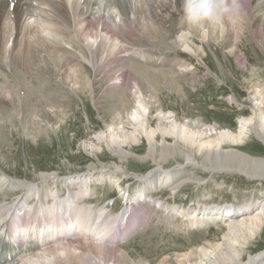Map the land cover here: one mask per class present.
I'll return each instance as SVG.
<instances>
[{
  "label": "rangeland",
  "instance_id": "rangeland-1",
  "mask_svg": "<svg viewBox=\"0 0 264 264\" xmlns=\"http://www.w3.org/2000/svg\"><path fill=\"white\" fill-rule=\"evenodd\" d=\"M247 20L254 23L250 18ZM228 26L230 25L204 26L188 31L175 30L171 33L176 40L175 49H170L164 44L149 47L147 43L135 36L127 38L128 46L133 50H139L138 56H146L151 62L144 67L148 71L144 72L146 74L143 73L145 83H143L144 88H141V94L147 100L150 109L144 105V98L134 87L137 78L135 65L127 69H123L120 65L121 73L118 63H110L109 59H105L99 67L101 70L98 69L99 72H95L86 62L78 66L77 63L61 61L58 53L56 56L52 54V57L49 56V59L45 60L48 55L46 56L39 45L32 42L35 48H32L30 58L34 64H21L20 60H17L7 63L9 64L7 66L4 64L5 61L0 60V87L4 86L6 91L9 89L6 95H11L10 99L0 102V118L4 119L2 122L4 124L7 121L9 126V129L0 127L1 130L3 129V131L0 130V171L22 182L38 184L41 194L37 196L34 203L42 199L44 205H53L48 204L52 201L51 189L60 200L66 199L71 192L80 193L77 184H69L71 186L67 185V187L63 183L55 186L43 183L36 177L39 173L56 172L62 178L86 174L89 182L85 181V183L90 188L91 195L87 198L85 194L83 197L85 201L77 199L76 204L84 203L95 210L105 208L108 210L107 213L120 218V221L124 215L126 217L132 213L133 209L139 208L138 211L135 210V213L138 212L137 217H141L136 220L135 217L133 220L139 228H136L132 235L126 236L125 222H123L118 235L119 241L115 240L118 244L116 249L128 252L135 264H161L162 262V264H177L174 257L176 254L188 253L192 248L203 246L207 241L221 242L223 232L226 231L222 227L221 220L217 223L218 228L210 226V228L188 230L181 226L182 219H179V216L175 219V216L168 215L164 209L167 206L176 205L185 210H204L215 205L241 206L252 201L255 205H264V180H251L240 174L211 175L196 169L194 177L204 182L198 185L187 184L181 187L179 192L170 189L161 190L162 192L154 191L155 202L140 205V201L137 203L135 198L137 191L141 189L146 191V196L151 191L147 188L145 190L142 183L136 180L137 178H126L127 173L123 174L119 172L121 170H117L116 166H120L118 157L108 152L105 146L107 143L99 140L98 136L102 131L109 133L111 127L117 126L121 130L126 128L127 124L122 115H117V109L119 108L118 111H120L121 105L116 104L115 92L121 93L123 89L130 87L128 93L125 92L126 95L122 96V110L127 112L132 104L135 110L138 109L142 114L143 110H147L144 130L149 125L160 129L158 128L159 118L156 116L159 117L164 113L172 117L171 125L176 123L177 117L180 122L201 119L211 126L210 132H204L203 135L198 136L199 140L214 138L216 131H223L224 128L229 129L227 131L230 132H237L239 127L247 128L244 131L248 133L237 149L241 148L245 155L251 154L264 158V141L256 139L255 136L257 130L259 135L264 137V127L260 128L259 124L264 122V101L261 98V94L264 96V37L260 40L259 46L253 39L250 29H246L245 35L242 32V39L234 50L232 49L234 39L231 37L227 40V30L232 28ZM102 35V38L105 37ZM100 39L98 44H106L114 49V45L118 47V39L113 38L105 41L106 43ZM116 42L117 45L114 44ZM63 46L71 52L75 51L77 54L79 52L73 48L71 50L70 44L64 43ZM125 54L127 53H122L121 56ZM254 68L260 70L258 75L262 78H260L262 83H258L257 78L251 76ZM154 71L157 72L153 73ZM178 88L181 90L177 91ZM29 91H33L41 99L42 107L39 106L36 112L31 98L28 99ZM18 93L21 94V103L15 98ZM251 116L253 126L246 122L239 124L241 118ZM259 117L263 119L260 120ZM130 119L135 122L131 117ZM135 124H138L141 134L139 143L128 146L126 149L138 156H147L150 146L140 124L136 122ZM216 127L221 129L217 130ZM128 129L134 130L133 126L127 127ZM38 131L40 136H37ZM117 132L120 131L117 130ZM156 140L162 142V136H157ZM167 141L174 143L172 138H167ZM91 146H99L100 152L92 149ZM196 158L198 161L202 159L198 154ZM176 161L184 162L179 157ZM99 162L110 165V171L104 174L88 173V166ZM123 164L125 171L135 173V176L148 174L156 168L152 159L143 162L136 157L130 158L128 163ZM175 165V161L170 159L163 167L171 169ZM99 170H101L100 167ZM24 193V190L12 187L7 190L5 187L0 189V206L16 205L15 199L23 196ZM204 196L211 198L203 200ZM145 207L148 209L146 212L143 209ZM129 208L132 210L130 211ZM135 213L134 216H136ZM55 234H52L51 230L48 232L49 237ZM74 239L75 237L70 239V243L77 242L76 239L79 237ZM263 247L264 228L261 234L243 249L242 260H246L249 254H254ZM43 250L36 255L44 256ZM51 262L53 259L46 263L41 260V264H52ZM120 264L127 263L122 260Z\"/></svg>",
  "mask_w": 264,
  "mask_h": 264
},
{
  "label": "bare ground",
  "instance_id": "bare-ground-1",
  "mask_svg": "<svg viewBox=\"0 0 264 264\" xmlns=\"http://www.w3.org/2000/svg\"><path fill=\"white\" fill-rule=\"evenodd\" d=\"M243 6L245 13L243 23L238 27L230 28L236 31L227 30V40L231 37L234 39L232 42V49L234 50L237 49V44L242 39L241 34L242 32L244 34L246 29H250L253 39L258 45L264 37V0H243ZM181 15L182 0H0V60L5 61L4 64L7 66H9L7 63L16 62L17 60H20L21 64H34L30 58L32 48H35L31 44L32 42L37 46L39 45L46 56L48 55L45 60H48L49 56L52 57V54L56 56L58 53L61 61L77 63L76 65L86 62L92 66L95 72H99L98 69L101 70L99 67L105 59H109L110 63H118L119 70L120 65L123 69L135 65L137 78L134 87L142 96L141 88L145 83L144 74H146L144 72L148 71L144 67L151 62L146 56H138L139 50H133L129 47L127 38L135 36L147 43L149 47L164 44L170 49H175L176 40L173 39L171 33L175 30H190L180 25L179 18ZM249 18L254 23L248 22L247 19ZM101 34L105 37L102 38ZM100 38L104 42L113 38L118 39V47L116 48L114 45V49L111 48L112 46L107 45L109 48L106 50V44H98ZM63 42L70 44L71 50H79V55L63 46ZM114 44L117 45V42ZM93 47L96 48L94 51ZM232 51L230 52L232 53ZM122 53L127 54L121 56ZM259 73L260 70L254 68L251 76L257 78L258 83H262ZM258 86L260 85L258 84ZM2 87H0V102H5L10 99L11 95H6L9 93V89L6 91L4 86ZM125 89L121 93L115 92V101L117 105H121L120 111H118L119 108H116L117 115H122L121 117L127 124L126 128L121 130L117 126L111 127L109 133L102 131L103 133L101 132L98 137L99 140H104L107 143L105 146L108 152L118 157L120 166H116L117 170H121L119 172L123 174L127 173L126 178H137L136 180L142 183L145 190L150 187L153 190L159 189L161 191L165 188L175 192H179L181 187L187 184L195 183L198 185L204 182L200 178L194 177V170L196 169L203 170L211 175L240 174L251 180H264V158L251 154L245 155L242 153L241 148L237 149L248 133V131H244L247 128L239 127L237 132H230L227 131L229 129L224 128L223 131H216L214 138L199 140L198 136L203 135L204 132H210L211 126L201 119L180 122L177 117L175 119L176 123L171 125L170 120L172 117L164 113L159 117L156 116L159 118L158 128L160 129L152 128L149 125L144 130L148 111L143 110L142 114L138 109L135 110V106L132 104L127 112H123L122 96L126 95L125 92L128 93L130 87ZM180 90V88L177 89V91ZM19 93L15 98L21 103V94ZM182 93L184 92L182 91ZM259 94L261 93L259 92ZM28 95V99L31 98L36 112L39 106L42 107L41 99L33 91H29ZM261 98L264 101L262 94ZM144 105L150 109V105L145 98ZM130 117L136 123H139L140 128L144 130L143 135L150 146L147 156H138L126 149L128 146L137 145L141 135L138 124L132 122ZM263 118L259 117L260 120ZM241 119L239 124L246 122L253 126L252 116ZM3 120L0 118V127L9 129L8 122L6 121L7 123L4 124L2 123ZM124 121L122 122L124 123ZM259 124L260 128L264 127V122ZM129 126H133L134 130H127ZM216 129L221 128L216 127ZM117 130L120 132H117ZM37 133V136H40L39 131ZM160 135L163 139L162 142L156 140L157 136ZM255 136L258 140L264 141V137L259 135L257 130ZM167 138L174 139V143L168 142ZM91 148L101 150L99 146H91ZM196 154L202 158L201 161L197 160ZM135 157L143 162L152 159L156 168L148 174L137 176H135V173L125 171L126 168L123 163H128L130 158ZM177 157L182 158L184 162H177ZM97 159L99 161L98 157ZM170 159H173L176 165L171 169H164L163 165ZM100 162L90 164L88 173L99 172L104 174L110 171V165ZM36 177L41 179L43 183L55 186L63 183L66 186L77 184L80 193L71 192L66 199L60 200L55 191L51 189L53 203L50 201L48 204L53 205H44L42 199L34 203L37 196L41 194V188L39 189L38 184L29 181L22 182L0 171V189L5 187V190H7L12 187L13 189L25 191L23 196L15 199L16 205L12 207L0 206V250H6L2 252L3 258H0V264H41V260L46 263V261L49 262L52 259V264H110L111 262V264H120L122 260L127 264H135L128 252L117 250L116 247L118 246V235L121 232L123 222H125L124 230L127 232L126 234H129L131 229L127 231V226L133 222L135 217V220L141 217H137L136 213L138 212L135 213L133 209L132 213L126 215V217L123 214L124 217L120 221V218H115L109 212L107 213L108 210L105 208L95 210V208L87 206L83 202V204H76V200H83L85 194H87V198L91 195L90 188L85 183V181L89 182L86 174L62 178L56 172H43ZM145 192L142 189L137 191V197H135L137 203L145 200ZM210 198V196H204L203 200ZM130 200L132 201V199ZM163 207L165 208V206ZM226 209L223 206H212L204 210L194 209L191 211L176 205L167 206L164 209L168 215L175 216V219L179 216V219H182L181 226L188 230H199L210 228V226L218 228L217 223H219V220L222 222V227L226 229L223 232L221 242L207 241L203 246H196L188 253L176 254L174 257L177 264H264V247L254 254H249L246 260H242L243 249L263 231L264 205H255L252 201L238 206L236 211L230 215H226ZM12 213H17L19 216L23 215L26 218L25 221L28 220L26 227L22 228L19 224L13 223ZM134 213L136 216H134ZM134 222L133 224H136ZM13 228H15L14 231ZM50 230L52 234L56 233L55 236H48ZM74 237L75 239L79 237V239H76L77 242L70 243V239ZM42 250L45 255L37 256L36 254H39Z\"/></svg>",
  "mask_w": 264,
  "mask_h": 264
},
{
  "label": "clouds",
  "instance_id": "clouds-1",
  "mask_svg": "<svg viewBox=\"0 0 264 264\" xmlns=\"http://www.w3.org/2000/svg\"><path fill=\"white\" fill-rule=\"evenodd\" d=\"M244 16L243 0H182L179 23L187 29L224 24L238 27Z\"/></svg>",
  "mask_w": 264,
  "mask_h": 264
}]
</instances>
